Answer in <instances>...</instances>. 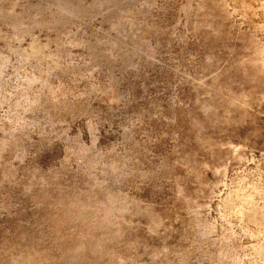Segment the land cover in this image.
Instances as JSON below:
<instances>
[{
    "label": "rangeland",
    "instance_id": "rangeland-1",
    "mask_svg": "<svg viewBox=\"0 0 264 264\" xmlns=\"http://www.w3.org/2000/svg\"><path fill=\"white\" fill-rule=\"evenodd\" d=\"M0 264H264V0H0Z\"/></svg>",
    "mask_w": 264,
    "mask_h": 264
}]
</instances>
